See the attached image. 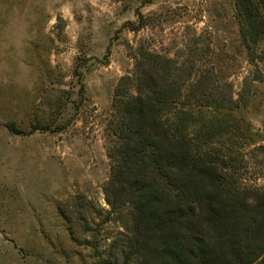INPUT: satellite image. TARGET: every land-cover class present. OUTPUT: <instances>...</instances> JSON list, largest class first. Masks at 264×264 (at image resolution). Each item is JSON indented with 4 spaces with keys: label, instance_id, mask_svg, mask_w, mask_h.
Instances as JSON below:
<instances>
[{
    "label": "rangeland",
    "instance_id": "1",
    "mask_svg": "<svg viewBox=\"0 0 264 264\" xmlns=\"http://www.w3.org/2000/svg\"><path fill=\"white\" fill-rule=\"evenodd\" d=\"M241 28L233 0H0V264H139L131 205L105 188L115 93L144 52L183 76L198 146L264 190V37Z\"/></svg>",
    "mask_w": 264,
    "mask_h": 264
},
{
    "label": "trees",
    "instance_id": "2",
    "mask_svg": "<svg viewBox=\"0 0 264 264\" xmlns=\"http://www.w3.org/2000/svg\"><path fill=\"white\" fill-rule=\"evenodd\" d=\"M233 1L249 47L264 37V0ZM169 61L141 53L115 93L105 191L112 205H131L125 247L139 264H251L264 253V190L236 186L225 148L205 152L190 136L183 76Z\"/></svg>",
    "mask_w": 264,
    "mask_h": 264
}]
</instances>
